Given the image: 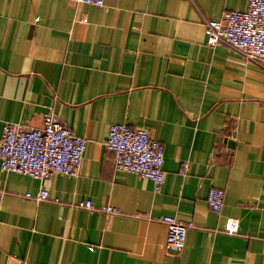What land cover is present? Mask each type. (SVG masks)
<instances>
[{
	"label": "crops",
	"instance_id": "crops-1",
	"mask_svg": "<svg viewBox=\"0 0 264 264\" xmlns=\"http://www.w3.org/2000/svg\"><path fill=\"white\" fill-rule=\"evenodd\" d=\"M247 2L0 0V137L51 112L87 140L75 177L0 169V264H264V68L204 34ZM112 123L162 143L159 191L113 169ZM210 186L224 192L219 214ZM40 187L55 201L23 196ZM87 200L119 214L76 206ZM163 215L192 224L180 251Z\"/></svg>",
	"mask_w": 264,
	"mask_h": 264
},
{
	"label": "built area",
	"instance_id": "built-area-1",
	"mask_svg": "<svg viewBox=\"0 0 264 264\" xmlns=\"http://www.w3.org/2000/svg\"><path fill=\"white\" fill-rule=\"evenodd\" d=\"M75 1L95 7L104 5V0ZM81 22H86V19ZM204 34L209 47L226 46L246 61L264 68V0H248L243 11H226L220 20H206ZM41 116L42 124L37 128L15 122L3 125L0 137L1 171L20 173L39 181H46L54 174L77 176L87 140L75 135L53 113L46 112ZM104 145L112 155L115 171L148 179L153 183L154 190L159 191L165 177L161 142L150 137L145 129L112 123L107 128ZM180 173H184L183 169ZM4 192L0 187V199ZM23 196L41 202L55 201L50 199L46 187H40L36 195L26 193ZM223 196L222 189L210 186L205 197L207 207L219 214L223 209ZM76 206L88 213L119 214L116 207L95 206L90 200ZM158 220L166 227V248L180 251L185 244L186 231L192 224L168 215ZM236 231L235 224L229 221L224 232L233 235Z\"/></svg>",
	"mask_w": 264,
	"mask_h": 264
}]
</instances>
